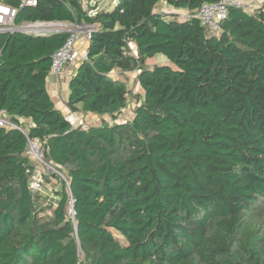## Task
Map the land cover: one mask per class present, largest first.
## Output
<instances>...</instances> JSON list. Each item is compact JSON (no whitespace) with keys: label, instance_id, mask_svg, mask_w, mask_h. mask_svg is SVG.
<instances>
[{"label":"trees","instance_id":"obj_1","mask_svg":"<svg viewBox=\"0 0 264 264\" xmlns=\"http://www.w3.org/2000/svg\"><path fill=\"white\" fill-rule=\"evenodd\" d=\"M219 1L0 0L17 10L0 31V113L28 130L0 126V264H264V3L214 31L198 14ZM40 23L93 27L66 104L99 123L56 107L47 80L71 32L20 29ZM159 54L171 65L148 68ZM114 72L143 90L129 119ZM28 138L57 171L37 192Z\"/></svg>","mask_w":264,"mask_h":264},{"label":"built area","instance_id":"obj_2","mask_svg":"<svg viewBox=\"0 0 264 264\" xmlns=\"http://www.w3.org/2000/svg\"><path fill=\"white\" fill-rule=\"evenodd\" d=\"M37 0H22L20 7L24 6H36ZM246 8L247 3L243 0H220L217 3L205 4L202 6L198 17L204 25L209 26L214 31H220V23L227 17L229 9ZM17 10L9 6L0 4V31H13L14 19ZM45 25L43 23H40ZM46 25H51L46 23ZM21 28H24L21 27ZM70 35L65 41L64 45L54 54L51 65L52 74L62 73L67 66L73 64L78 58V52L76 45L81 39L90 40L93 32V27L90 25H73L70 29ZM134 54H137L134 45H130ZM71 124L78 125V122L70 120ZM0 126L2 127H14L20 129L22 132L27 133V127L13 123L9 117L4 113H0ZM28 154L35 161V170L32 176L31 189L34 192L42 189L43 182L45 181V175L51 172L57 171L45 160L44 151L41 146V142L38 138H28ZM64 180L66 178L61 176ZM73 203V201L71 202ZM73 210H71V214Z\"/></svg>","mask_w":264,"mask_h":264},{"label":"rangeland","instance_id":"obj_3","mask_svg":"<svg viewBox=\"0 0 264 264\" xmlns=\"http://www.w3.org/2000/svg\"><path fill=\"white\" fill-rule=\"evenodd\" d=\"M113 1H117V0H92L91 3L89 4V0H84V4H85V7H87L88 5L90 6H95L97 5V7L99 9H102V8H105V7H110V6H114L116 5L117 2H113ZM247 3V11L248 12H253L255 9L261 7V5L264 3V0H250ZM168 8L170 9L171 7H169L168 5H165V4H160L159 7H158V11H165L167 14H170V13H175L178 18L180 19H184L185 17L188 16V12L185 11V10H182V11H175V10H165V8ZM173 11V12H172ZM51 25H42V24H26L24 25V28L26 29H55V30H66V29H71L72 27H69L67 26V23H50ZM164 64H169L171 65V63L169 62V60L164 56V55H156L154 58H151L148 60L147 62V67L148 68H152L154 67L155 65H164ZM114 76L116 77H120L122 80H124L128 86V90L130 91L131 93V103L129 105V107L125 110L123 116H122V119H129L130 117H132V110L135 106V99L133 98L132 99V95L134 94H142L143 93V90L140 86V84L138 83V81L136 80L137 78V72H128V73H125V74H117L116 72H114ZM82 115H78V114H74V115H71L69 117H67L68 119L70 120H73L75 122H78L79 121V124H83L85 126L87 125H90L91 123L93 124H97L99 123V118L98 117H95V119L91 118V116L93 115H90V117L87 118V116H82ZM98 118V119H97ZM57 180V179H56ZM49 181L48 180V183H49V186L47 185L48 188H50V190L53 188H55L57 186V184L60 183L59 180L57 181ZM47 183V184H48ZM60 185V184H59Z\"/></svg>","mask_w":264,"mask_h":264},{"label":"crops","instance_id":"obj_4","mask_svg":"<svg viewBox=\"0 0 264 264\" xmlns=\"http://www.w3.org/2000/svg\"><path fill=\"white\" fill-rule=\"evenodd\" d=\"M89 1L91 3L92 0ZM67 26L72 27L73 24H67ZM88 46H89V41H87L86 39H81V41H79L76 45L78 58L75 60V62L67 66V68L60 74H50L47 80V88L51 95L52 100L54 101L56 107L66 117L74 115L73 113H71V111L69 110L66 104L69 97V82L80 62L84 60V58L86 57ZM90 115L91 114L87 115V118L90 117ZM95 117L96 116H91V118L93 119H95Z\"/></svg>","mask_w":264,"mask_h":264},{"label":"water","instance_id":"obj_5","mask_svg":"<svg viewBox=\"0 0 264 264\" xmlns=\"http://www.w3.org/2000/svg\"><path fill=\"white\" fill-rule=\"evenodd\" d=\"M21 30H25L26 28H20ZM31 30H41V31H55V32H58L59 30H55V29H31ZM65 31H69V30H65Z\"/></svg>","mask_w":264,"mask_h":264},{"label":"clouds","instance_id":"obj_6","mask_svg":"<svg viewBox=\"0 0 264 264\" xmlns=\"http://www.w3.org/2000/svg\"><path fill=\"white\" fill-rule=\"evenodd\" d=\"M43 24H46V23H43ZM48 24H50V23H48ZM56 24V23H55ZM66 30H69L70 31V29H66ZM69 120V119H68Z\"/></svg>","mask_w":264,"mask_h":264}]
</instances>
